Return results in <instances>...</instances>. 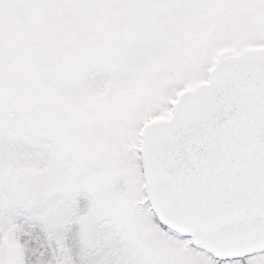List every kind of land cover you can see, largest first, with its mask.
Listing matches in <instances>:
<instances>
[{"label": "snow or ice", "instance_id": "snow-or-ice-1", "mask_svg": "<svg viewBox=\"0 0 264 264\" xmlns=\"http://www.w3.org/2000/svg\"><path fill=\"white\" fill-rule=\"evenodd\" d=\"M0 264H264V0H0Z\"/></svg>", "mask_w": 264, "mask_h": 264}]
</instances>
